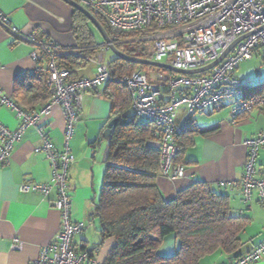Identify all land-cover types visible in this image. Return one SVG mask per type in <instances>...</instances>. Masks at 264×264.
Here are the masks:
<instances>
[{"label": "built area", "instance_id": "1", "mask_svg": "<svg viewBox=\"0 0 264 264\" xmlns=\"http://www.w3.org/2000/svg\"><path fill=\"white\" fill-rule=\"evenodd\" d=\"M79 4L94 17L103 19L114 37L124 33L151 32L154 38L152 60L177 70L205 68L244 38L220 64L204 74L160 73L157 83L151 82L147 73L134 72L118 80L129 89L132 97V114L128 122L144 120L153 124V139L149 146L159 152L161 175L170 181L186 176L185 166L175 163L178 154L176 137L188 132L192 125L177 124L179 111L184 110L190 116L203 115L228 103L229 119L235 124L242 115L264 109V93L246 98L250 83L238 76L241 66L251 61L259 48L264 50V0H79ZM0 25L15 38V43L23 39L20 30L3 13H0ZM28 41L48 56L47 66H38L33 74L46 73L49 76L52 97L42 108L29 112L7 96L0 83V109L16 112L20 122L15 131L0 122V167L10 163L15 146L22 141L26 131L39 127L54 106L63 108L66 120L65 146L61 152L47 138L44 129H39L43 145L36 152L44 154L50 162V183L21 185L22 193L33 192L48 197L55 191L56 199L51 204L62 218L58 234L32 264H104L92 252L74 246L75 238L82 236L90 225L74 222L71 218L69 181L75 156L69 144L85 95L102 89L111 80L112 71L99 54L96 73L92 77L72 79V72L59 66L60 47L57 43L34 37ZM32 57L38 61V52ZM160 81H166V97ZM243 144L248 155L240 182L245 207L240 211L241 216L245 210L252 209L255 195L264 209V175H258L264 131L246 139ZM218 186L226 188L228 185L219 183ZM12 250L22 251L23 243L15 241ZM263 259L264 241L230 264H255Z\"/></svg>", "mask_w": 264, "mask_h": 264}, {"label": "crops", "instance_id": "2", "mask_svg": "<svg viewBox=\"0 0 264 264\" xmlns=\"http://www.w3.org/2000/svg\"><path fill=\"white\" fill-rule=\"evenodd\" d=\"M72 1L79 4V0ZM77 12L63 0H0V13L9 18L23 37L20 42L15 43V38L0 25V83L4 93L14 102L17 90L27 86L33 82L34 76L41 74H33L35 68L47 66L48 56L39 52L28 41L30 38L57 43L60 47L58 58L65 55H87L79 46L73 29ZM91 31L99 52L88 64L78 69L72 79L92 77L96 73L99 54L108 66L117 58L93 24ZM147 33L151 32L143 34ZM112 43L115 45L113 40ZM115 47L127 55L116 45ZM110 51L112 55L109 54L106 62L105 55ZM37 52L39 60L35 61L32 56ZM44 57L47 61L42 60ZM254 58L261 63V67L255 80L247 81L250 87L245 92L246 98L264 93V50L259 48ZM143 60L153 61L152 57ZM159 74L154 80L149 77L150 81L159 83ZM160 85L166 97L165 85ZM110 93L111 84L108 82L98 92L85 95L83 109L69 144L75 156L69 181L71 218L74 222L90 225L82 236L75 238L74 246L78 250L92 252L102 262L106 261L115 246L113 239L102 242L101 224L95 216L106 172L107 140L104 133L112 111V103L108 98ZM44 105L35 109L38 110ZM229 111L230 105L225 103L203 115L190 116L184 110L177 113V124H190L191 129L197 133L193 144L187 148L181 159V164L186 169L185 178L170 181L161 177L158 181L165 199L171 200L193 183L202 182L215 192L229 197L231 214L234 217H239L240 211H244L240 182L248 151L243 142L264 131V109L242 115L235 124L229 119ZM0 122L12 131L17 130L20 124L16 112L7 108L0 109ZM39 129H44L58 152L63 151L66 129L63 108L54 106L51 113L41 120L39 127L29 128L22 141L15 146L10 163L0 167V264H32L39 258L42 249L54 240L61 227V214L51 204L56 199L55 191L48 197L33 192H21V185L24 183L49 184L51 181L50 162L44 154L36 152L43 145ZM258 170V175L263 176L264 149L260 151ZM219 183H226L228 186L220 188ZM255 196L252 209L245 210L242 216L248 224L241 234L242 246L239 251L230 255L218 251L203 258L200 264H230L264 241V209L258 203L257 195ZM15 241L23 243L22 251L12 250ZM179 247V241L172 236L164 241L159 252L170 257L176 254ZM255 264H264V259Z\"/></svg>", "mask_w": 264, "mask_h": 264}, {"label": "trees", "instance_id": "3", "mask_svg": "<svg viewBox=\"0 0 264 264\" xmlns=\"http://www.w3.org/2000/svg\"><path fill=\"white\" fill-rule=\"evenodd\" d=\"M113 42L114 35L107 23L97 17ZM86 15L77 12L74 33L86 56L65 55L58 58L59 66L73 74L98 54L97 42ZM143 33H124L119 39ZM120 41V40H118ZM127 55L137 59H151L146 51ZM42 60L47 61L46 57ZM112 103L109 124L117 120L106 141V172L100 199L95 208L101 229L102 242L113 239L115 246L104 264H200L218 251L235 254L242 246L241 234L248 221L231 214L229 197L215 192L206 183L196 182L179 192L171 200L164 198L158 181L161 177L160 154L150 147L153 139L152 123L138 120L129 123L132 97L118 80L137 70L152 67L137 65L115 58L109 65ZM170 74V71L159 69ZM33 77V76H32ZM33 82L17 90L15 103L26 111H34L52 97L49 76L38 74ZM163 85L166 81H160ZM21 92V94H19ZM196 130L190 129L176 137L181 163L187 148L193 144ZM175 237L180 247L167 257L159 250L164 241Z\"/></svg>", "mask_w": 264, "mask_h": 264}, {"label": "water", "instance_id": "4", "mask_svg": "<svg viewBox=\"0 0 264 264\" xmlns=\"http://www.w3.org/2000/svg\"><path fill=\"white\" fill-rule=\"evenodd\" d=\"M63 1L66 2L67 4H69L70 6H72L77 11H80L81 13H83L84 15L87 16V18L90 20V22L93 24V26L100 33L101 37L104 40V43L108 46L109 50H111L116 55L117 58H120L122 60L137 64V65L149 66V67H154L157 69L167 70V71L179 74V75H199V74H204V73L210 71L212 68H214L215 66L220 64L226 58V56L237 45V43H239L240 41H242L244 39V38H242L237 43L233 44L230 48H228V50L226 52H224L221 55V57L218 61H216L215 63H213V64H211L205 68H201L198 70H190V71L177 70V69H174V68H172L168 65H165V64L157 63V62H154L151 60L137 59V58H133V57L125 55L124 53H122L121 51H119L115 47V45L112 43V40H111L109 34L107 33V31L105 30V28L101 25L99 20L96 17H94L88 10H86L80 4H78L72 0H63ZM116 123H117V120H113L108 125L107 130L104 133V138L106 140L109 139V137L111 135V131H112L113 127L116 125Z\"/></svg>", "mask_w": 264, "mask_h": 264}, {"label": "rangeland", "instance_id": "5", "mask_svg": "<svg viewBox=\"0 0 264 264\" xmlns=\"http://www.w3.org/2000/svg\"><path fill=\"white\" fill-rule=\"evenodd\" d=\"M114 38H116L115 40H117L115 42V45L125 53H128L129 51H135L137 52L136 54H141L146 51L148 57L153 55L154 38L151 33L141 35H130L128 38H125V40L119 39L118 36H115ZM109 54L112 55L111 51L105 55L106 62H108ZM260 67L261 63L257 60V58H254L253 60L242 65L240 69V77L248 82L254 81ZM137 72L147 73L150 79L154 80L160 73V70L156 68H149L145 70H137Z\"/></svg>", "mask_w": 264, "mask_h": 264}]
</instances>
